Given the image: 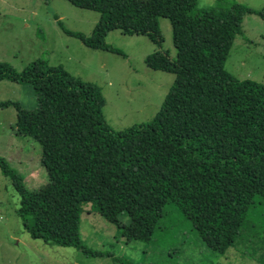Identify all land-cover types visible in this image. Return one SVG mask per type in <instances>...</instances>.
Here are the masks:
<instances>
[{"label":"trees","instance_id":"trees-1","mask_svg":"<svg viewBox=\"0 0 264 264\" xmlns=\"http://www.w3.org/2000/svg\"><path fill=\"white\" fill-rule=\"evenodd\" d=\"M66 1L100 15L90 37L65 32L95 50L116 52L105 44L113 30L145 35L160 48L159 19H167L176 58L155 51L145 64L174 81L149 124L115 131L96 85L41 61L21 72L0 62V82L29 85L35 93L34 108L2 101L0 110L15 108L18 132L40 145L48 178L45 190L28 191L0 158L2 175L20 197L24 230L33 240L81 249L82 205L97 212L125 206L130 224L119 226L122 236L149 243L175 208L207 249L223 255L246 217L264 210V84L238 82L224 68L244 17L264 21V6L198 10L197 0ZM62 202L72 208L58 206Z\"/></svg>","mask_w":264,"mask_h":264},{"label":"rangeland","instance_id":"rangeland-1","mask_svg":"<svg viewBox=\"0 0 264 264\" xmlns=\"http://www.w3.org/2000/svg\"><path fill=\"white\" fill-rule=\"evenodd\" d=\"M234 3L255 10L264 6V0H197V9H229ZM99 18L97 12L66 0H0V62L17 72L37 61L61 66L72 77L100 88L105 99L103 115L113 130L149 124L161 109L174 75L148 68L145 60L155 51L175 60L170 23L159 19L160 48L145 35H126L119 30L105 37V44L116 52L87 48L65 34L90 37ZM242 28L243 34L235 37L230 49L225 71L238 82L264 84V21L247 15ZM2 101L18 102L30 109L36 105V96L29 85L2 81ZM16 123L14 107L0 110V158L22 179L26 190H45L48 178L40 164V145L20 135ZM19 202L12 181L0 170V264H264L262 209L246 217L234 244L219 255L207 249L175 208L169 209L151 241L144 243L122 236L119 226L130 224L123 215L125 206L97 212L91 204L82 205L81 249H77L31 239L17 215ZM58 206L71 207L68 202ZM130 214H134L131 208Z\"/></svg>","mask_w":264,"mask_h":264}]
</instances>
